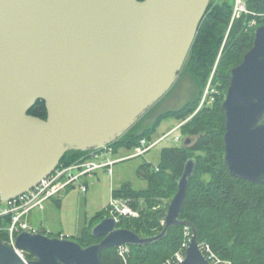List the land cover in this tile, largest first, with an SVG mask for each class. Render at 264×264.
<instances>
[{"label":"water","instance_id":"water-1","mask_svg":"<svg viewBox=\"0 0 264 264\" xmlns=\"http://www.w3.org/2000/svg\"><path fill=\"white\" fill-rule=\"evenodd\" d=\"M211 1L0 0L2 200L31 190L68 152L98 151L123 137L177 82ZM39 101L46 120L29 114ZM223 110L229 173L264 185V25L231 72ZM196 168L195 159L186 164L158 235L118 228L114 217L94 227L103 240L89 247L24 231L16 248L0 241V264H102L104 249L160 242L188 224L181 215ZM179 264H211L196 228Z\"/></svg>","mask_w":264,"mask_h":264},{"label":"trees","instance_id":"trees-1","mask_svg":"<svg viewBox=\"0 0 264 264\" xmlns=\"http://www.w3.org/2000/svg\"><path fill=\"white\" fill-rule=\"evenodd\" d=\"M244 1L249 13L235 20L233 0L211 1L183 69L195 82L197 96L182 108L161 114L152 128L142 133H127L110 145L115 152L120 148L134 150L141 140H151L164 120L187 121L180 133L184 140H192L190 145L184 143L180 147L165 148L157 167L150 164L140 167L139 175L146 179V189L137 190L131 183H125L112 191V197L128 200L141 214L139 218H120L118 228L132 230L143 237L163 231L169 204L178 191L185 166L191 159L197 162L181 215V220L188 224L171 228L160 242L144 247L132 246L127 264H166L178 253L187 251L193 228L198 232L200 245L208 246L221 261L264 264V185L233 177L225 162L223 104L230 87L231 72L253 48L255 32L264 25V0ZM210 80L211 89H217L219 93L198 111ZM29 114L46 120L45 102H37ZM89 154L68 152L59 168L71 167L87 159ZM110 216L107 207L91 218L80 238L64 237L84 247L100 243L103 238H95L92 230ZM11 224V215L0 216V241L5 244ZM42 233L63 237L62 233ZM23 255L27 261L35 260L31 253L24 252ZM101 260L102 264H126L119 257L117 248L104 249Z\"/></svg>","mask_w":264,"mask_h":264},{"label":"rangeland","instance_id":"rangeland-1","mask_svg":"<svg viewBox=\"0 0 264 264\" xmlns=\"http://www.w3.org/2000/svg\"><path fill=\"white\" fill-rule=\"evenodd\" d=\"M262 19L264 20V17ZM211 81L212 80H210L206 91L208 87L211 86ZM214 90L215 93H219L217 89ZM196 94L197 88L195 87V82L189 74L182 70L173 88L127 133L132 135L135 133H142L152 128L161 114L169 110L182 108L190 100L194 99L197 96ZM185 123L186 121L180 122L175 118L164 120L157 127L151 139L157 143V145L149 153L144 156L118 162L113 168L114 172L112 176L101 170L98 172V176L84 177L81 182L87 183L88 181L87 184H89V189L87 193H84L80 189L81 182L74 184V186L62 192L56 201L50 202V210L45 213L47 229L52 231L53 234L64 232L65 234H62L68 237H73L75 239L80 238L84 227L91 218L105 207H109L113 189H119L125 183H131L137 190L146 189L147 181L144 177L139 175L140 167L147 164L157 167L161 161L162 152L165 148L183 146L184 140L180 143H176L174 139L181 134L180 131H177V128H180ZM169 133L172 134L170 138L164 139ZM133 154L134 150L120 148V150L115 152L111 157L114 159H121ZM119 199L124 202V199ZM166 203L165 201V204ZM36 214L32 216V219H34ZM35 223H33L35 226L34 228L39 226Z\"/></svg>","mask_w":264,"mask_h":264},{"label":"built area","instance_id":"built-area-1","mask_svg":"<svg viewBox=\"0 0 264 264\" xmlns=\"http://www.w3.org/2000/svg\"><path fill=\"white\" fill-rule=\"evenodd\" d=\"M234 1V14L233 20L239 18L243 14H248L244 0H233ZM217 94L214 89L209 86L206 93L201 100L200 107L206 104L210 100H214L212 97ZM197 111V112H198ZM196 112V113H197ZM195 113V114H196ZM194 114V115H195ZM187 122V121H186ZM183 126V125H182ZM181 126V127H182ZM177 128V131L181 130ZM172 134L169 133L164 139H169ZM184 140L180 135L174 139L176 143H180ZM186 140H184L185 143ZM157 143L152 140L143 139L139 146L134 149V154L129 157H123L121 159H114L111 156L114 155V149L107 146L98 151H91L88 158L76 163L68 168H58L52 174L42 179L36 186L31 190L25 192L23 195L10 200L3 201L0 196V216H12V224L9 229V236L7 238V245L16 248L15 243L17 236L24 232L29 231L33 234L42 233L41 230L34 228L29 223V216L33 211H42L45 209L46 204L58 198L62 192L66 191L69 187L74 184L81 182L84 177L93 175L97 171L106 170L110 176L113 175V168L118 162H122L131 158L144 156L149 153ZM80 189L84 192H88V186L85 183L80 184ZM129 203V204H128ZM110 217H114L118 220L120 218H138L140 216L139 211H136L128 200L121 201L118 198L112 197L110 205ZM44 234V233H43ZM64 237V235H63ZM65 238V237H64ZM188 247V246H187ZM202 251L210 261L211 264H231L230 262H223L218 259L210 250L208 246L201 245ZM118 255L127 264L128 257L131 252V247L127 245L119 246ZM186 256L185 253H178L174 259L168 261L166 264H179Z\"/></svg>","mask_w":264,"mask_h":264},{"label":"crops","instance_id":"crops-1","mask_svg":"<svg viewBox=\"0 0 264 264\" xmlns=\"http://www.w3.org/2000/svg\"><path fill=\"white\" fill-rule=\"evenodd\" d=\"M101 171V170H100ZM102 171H104V172H106L107 174H108V172L106 171V170H102ZM98 172L99 171H97L96 173H94L93 175H89V176H98ZM109 175V174H108ZM87 183H88V181H87ZM86 182H85V184L88 186L89 184H87ZM74 186V185H73ZM70 188V187H69ZM68 188V189H69ZM67 189V190H68ZM89 189V188H88ZM57 199V198H56ZM56 199H53V200H51V201H56ZM51 201H49L47 204H46V207H45V209L44 210H42V211H33L31 214H30V216H29V223L33 226V227H35L34 226V224L33 223H35L36 225H39L38 227H36L37 229H39V230H41V231H46V232H48V233H53L52 231H50V230H48L47 229V227H46V219H45V213L48 211L49 212V210H50V208H49V206H50V202ZM108 207V206H107ZM107 207H105L104 209H106ZM37 213V214H36ZM34 214H36L35 215V217H34V219H32V216L34 215ZM32 220H33V222H32ZM35 221V222H34ZM59 233H63V234H65L64 232H59ZM64 236H66V235H64ZM68 237V236H67Z\"/></svg>","mask_w":264,"mask_h":264}]
</instances>
